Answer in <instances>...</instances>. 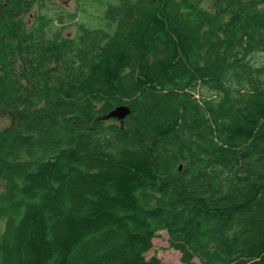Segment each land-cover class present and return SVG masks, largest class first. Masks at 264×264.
<instances>
[{"label": "trees", "instance_id": "16d2710c", "mask_svg": "<svg viewBox=\"0 0 264 264\" xmlns=\"http://www.w3.org/2000/svg\"><path fill=\"white\" fill-rule=\"evenodd\" d=\"M97 2L0 0V264H264V0Z\"/></svg>", "mask_w": 264, "mask_h": 264}, {"label": "rangeland", "instance_id": "374dc122", "mask_svg": "<svg viewBox=\"0 0 264 264\" xmlns=\"http://www.w3.org/2000/svg\"><path fill=\"white\" fill-rule=\"evenodd\" d=\"M56 5H62L65 10L71 13H77L75 20L67 21L65 25V34L75 36L77 34V23L86 22L90 26H100L104 11L103 5L97 0H54ZM38 8L32 9L26 19L31 20L38 12ZM208 94V93H207ZM17 121L14 111L7 109L0 110V128L2 130H14L17 127ZM153 248L146 254V259L157 258L162 264H185L181 261V254L169 245V235L167 231H160L159 235L153 240ZM197 264H201L195 259Z\"/></svg>", "mask_w": 264, "mask_h": 264}, {"label": "water", "instance_id": "95a60500", "mask_svg": "<svg viewBox=\"0 0 264 264\" xmlns=\"http://www.w3.org/2000/svg\"><path fill=\"white\" fill-rule=\"evenodd\" d=\"M131 109L127 105H120L117 106L115 109H113L109 115L108 118H115L119 120L120 122H123V120L130 114Z\"/></svg>", "mask_w": 264, "mask_h": 264}]
</instances>
